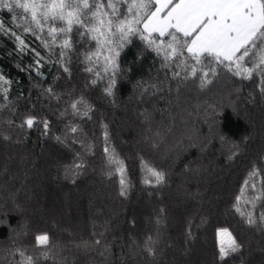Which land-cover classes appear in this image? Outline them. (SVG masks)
<instances>
[{
    "label": "trees",
    "instance_id": "obj_1",
    "mask_svg": "<svg viewBox=\"0 0 264 264\" xmlns=\"http://www.w3.org/2000/svg\"><path fill=\"white\" fill-rule=\"evenodd\" d=\"M155 6L0 0V264H264V21L227 60Z\"/></svg>",
    "mask_w": 264,
    "mask_h": 264
},
{
    "label": "rangeland",
    "instance_id": "obj_2",
    "mask_svg": "<svg viewBox=\"0 0 264 264\" xmlns=\"http://www.w3.org/2000/svg\"><path fill=\"white\" fill-rule=\"evenodd\" d=\"M153 1L156 2V10L142 24L146 34L158 33L162 35L170 28L180 29L181 32L187 34L197 33L200 29L195 36V40L187 48L188 52L197 55L204 52L217 55L214 52L218 51L214 48L217 45L212 48V41L214 40L213 34L219 26H222L225 32L232 29L234 31L233 36L236 34L233 27L237 30L238 27L252 26L250 33L254 35L264 21L262 10L255 6L257 0H178L169 11L168 8L172 0ZM170 23L173 24V27ZM252 37H249L248 41ZM246 38L237 40L239 48L246 45L248 41L243 43ZM233 45L232 41L231 50L229 48L225 53H221L223 55L221 57L227 60L233 59L239 51V48H234ZM145 199L146 203H149L148 194H146ZM156 200L158 201L160 198L157 196L153 201ZM223 239V250L225 254H230L235 250V244L230 242L226 236H223Z\"/></svg>",
    "mask_w": 264,
    "mask_h": 264
},
{
    "label": "crops",
    "instance_id": "obj_3",
    "mask_svg": "<svg viewBox=\"0 0 264 264\" xmlns=\"http://www.w3.org/2000/svg\"><path fill=\"white\" fill-rule=\"evenodd\" d=\"M178 0H176V1H174L173 2V0H172V2H171V4H170V7L168 8V11L172 8V6L174 5V3H176ZM256 3V7H259L261 10H262V5H260L261 4V0H257V2H255ZM155 5H156V2H155ZM156 10V6H155V9L153 10V12ZM261 13H263V11H261ZM148 18V17H147ZM146 18V19H147ZM145 22V21H144ZM143 22V23H144ZM170 25H171V27H173V24L172 23H170ZM155 26H157V25H155ZM163 26V25H162ZM255 27V26H254ZM170 29H175V28H170ZM233 29L236 31V34H235V36H233V33H234V31H232V29H228V32H225V30H223V27L222 26H219L216 30H215V33L213 34V41H212V48L214 47V45H217V47H214V48H216V49H218V51H214L215 53H217V55H219V56H223L221 53H225L226 52V50H228L229 48V50H231V43H232V41H233V43H234V45H233V47L234 48H236L237 47V49L239 48V45H238V43H237V40L238 39H241V40H243V38L244 37H247L244 41H243V43H245V42H247L248 41V39H249V37H251V36H254L252 33H250L251 32V29H252V26H245V27H243L242 26V28H239L238 27V29L236 30L234 27H233ZM176 30H178V29H176ZM179 32H181L180 31V29L178 30ZM198 31H200V29L198 30ZM198 31H197V33H198ZM225 32V33H224ZM257 32V31H256ZM255 32V33H256ZM166 33V32H165ZM181 33H183V32H181ZM194 33V37H193V39L191 40V42H193L194 40H195V36H196V32H192V33H187V34H185V35H190V34H193ZM184 34V33H183ZM249 42V41H248ZM247 42V43H248ZM246 43V44H247ZM243 47V46H242ZM236 49V50H237ZM240 49V48H239Z\"/></svg>",
    "mask_w": 264,
    "mask_h": 264
}]
</instances>
